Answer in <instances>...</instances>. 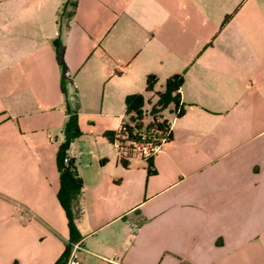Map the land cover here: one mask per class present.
<instances>
[{
    "label": "crops",
    "instance_id": "obj_1",
    "mask_svg": "<svg viewBox=\"0 0 264 264\" xmlns=\"http://www.w3.org/2000/svg\"><path fill=\"white\" fill-rule=\"evenodd\" d=\"M0 0V264H56L69 243L56 153L81 136L79 264H264V0ZM182 76V116L151 157L107 139L146 77Z\"/></svg>",
    "mask_w": 264,
    "mask_h": 264
},
{
    "label": "trees",
    "instance_id": "obj_2",
    "mask_svg": "<svg viewBox=\"0 0 264 264\" xmlns=\"http://www.w3.org/2000/svg\"><path fill=\"white\" fill-rule=\"evenodd\" d=\"M74 6V2L71 0H64L63 11L67 12L68 6ZM71 13V10L67 12ZM62 74V85L61 90L64 96V105L67 119L63 127V142L58 147V153H56L58 173L60 177L61 187L58 192V199L60 205L65 211L68 218V228L70 232L69 243L65 246V250L56 264H65L69 255H71L72 246L76 243L77 234L73 225L74 216L71 210V204L76 198L81 188L83 187L82 181L78 176L77 168L73 159H70L67 164L64 163V158L72 141L76 140L81 136V131L78 126V113L77 110L72 106L71 95L69 94L66 85L68 81L64 76L63 67L61 68ZM157 78L154 75L146 77V88L145 94H151L156 98L155 102L152 103L151 99H146L142 94H132L125 98V121L123 126L127 134L132 137H138L139 133H146L151 139L160 141L166 135L168 141L172 138L170 131L169 121L166 120L162 113L172 106V113H177V116H182L183 110L180 103L179 89L183 85L182 76L173 75L169 77L164 85L162 91H155V85ZM149 120L147 126L144 127L143 122ZM160 119V121H159ZM107 139L112 143L115 138V133H108ZM167 141V142H168ZM125 166V161L121 160ZM148 164V175L154 174L155 170H152L151 159L146 160Z\"/></svg>",
    "mask_w": 264,
    "mask_h": 264
},
{
    "label": "built area",
    "instance_id": "obj_3",
    "mask_svg": "<svg viewBox=\"0 0 264 264\" xmlns=\"http://www.w3.org/2000/svg\"><path fill=\"white\" fill-rule=\"evenodd\" d=\"M177 113L178 111L176 113L174 112L176 117H178ZM167 139L168 137L166 135L163 139H160V141L155 143V140L151 139L144 132L139 133L138 137L132 138L127 134L122 124L119 131L115 133V138L113 139L112 144L117 150V156L120 161H127L132 158H140V160L146 161L147 159H151V157L154 156L165 143H167ZM71 153L72 151L68 149L64 158L65 164H67L70 159H73ZM74 256V252H72L65 264H79Z\"/></svg>",
    "mask_w": 264,
    "mask_h": 264
},
{
    "label": "rangeland",
    "instance_id": "obj_4",
    "mask_svg": "<svg viewBox=\"0 0 264 264\" xmlns=\"http://www.w3.org/2000/svg\"><path fill=\"white\" fill-rule=\"evenodd\" d=\"M148 122H149V120H148V119H147V120H145V121L143 122V124H144V127H145V126H147Z\"/></svg>",
    "mask_w": 264,
    "mask_h": 264
}]
</instances>
